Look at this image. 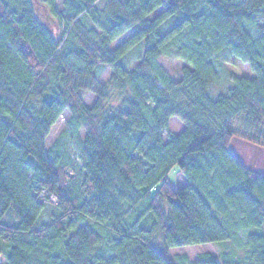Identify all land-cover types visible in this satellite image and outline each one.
<instances>
[{
  "label": "trees",
  "instance_id": "trees-1",
  "mask_svg": "<svg viewBox=\"0 0 264 264\" xmlns=\"http://www.w3.org/2000/svg\"><path fill=\"white\" fill-rule=\"evenodd\" d=\"M56 2L0 0L3 264H185L170 251L205 244L221 250L191 264H264V175L229 147L264 146V0ZM164 56L185 63L181 80ZM223 72L230 88L212 97ZM66 111L70 129L48 151ZM171 118L185 129L171 133Z\"/></svg>",
  "mask_w": 264,
  "mask_h": 264
},
{
  "label": "rangeland",
  "instance_id": "rangeland-1",
  "mask_svg": "<svg viewBox=\"0 0 264 264\" xmlns=\"http://www.w3.org/2000/svg\"><path fill=\"white\" fill-rule=\"evenodd\" d=\"M11 4H16L17 0H7ZM126 1V0H124ZM57 8L59 12L64 11V5H63V0H57L56 2ZM99 6L102 7V3H99ZM164 8L159 9L158 12L153 16L156 17L160 14H162ZM89 27H93L92 25L88 24ZM140 27H135L132 28L130 31L126 32L123 36H121L120 39H118L116 42L112 44V48H116L118 46H121L122 43H124L127 39H129L131 36L134 35V33L139 30ZM143 46H140V48L136 49L133 51L132 57L130 60L128 59L127 61V66L129 69H132L135 67V65L138 63L137 58L135 57L136 53L142 52ZM158 62L160 65H162L164 68L167 69L170 75H172L173 79L176 81L181 80L182 78V69L186 66L185 63L178 59H172L171 57H162L158 59ZM218 66L222 68V65L218 63ZM99 78L101 84H109L112 79V74H111V69L107 66L100 65L99 66ZM230 83L228 81V75L226 72H223L221 81L219 82V85L216 87H213L210 89V94H212V97H217L219 93H226L227 90L230 88ZM114 90V89H113ZM110 97V100L108 101V105L110 107L116 106L120 103L121 98L117 94V91H113ZM83 98L85 100L86 105L89 108H92V106L96 103L97 95L93 92H84L82 93ZM72 121V113L69 111H66L58 121V123L52 128L51 130V135L47 139L46 144H47V150L50 151L51 148L54 146V143L56 140L61 138V136L65 135L66 131H69L70 125ZM169 131L173 134H178L182 132L185 127L182 121L179 118H171L169 122ZM165 142L168 143L169 139L167 137V134H164ZM237 140V138H235ZM252 146V145H250ZM254 148L251 147H241V146H236L233 144L231 147V150L235 153V155L240 158L241 160H245L247 157H249L250 161L247 162L250 167L256 168L260 174L264 175V146L262 145H254ZM70 154H72V157L75 160V167L73 169H70L73 171L74 175L76 172H79L82 167V158H81V153L79 152L78 149V144L75 142H72L71 148H70ZM179 170H174L171 174V181L177 186V188H181L182 186L187 184V181H185L184 175L180 172ZM47 212L40 218L41 223H50L51 222V215L54 213L56 210L52 206L47 207ZM221 246L219 245H214V244H205V245H194V246H189V247H184V248H175L172 251H170L171 258L175 256H182L185 257L186 260L184 261L185 264H191L195 263V261H198L199 258L201 257L202 254L205 253H211V254H217V252L220 249Z\"/></svg>",
  "mask_w": 264,
  "mask_h": 264
},
{
  "label": "crops",
  "instance_id": "crops-1",
  "mask_svg": "<svg viewBox=\"0 0 264 264\" xmlns=\"http://www.w3.org/2000/svg\"><path fill=\"white\" fill-rule=\"evenodd\" d=\"M235 138H237V140H235ZM233 144H235L236 146H241V147H251V148H254L255 146L254 145H257V144H253V143H251L250 141H247L246 139H242V138H239V137H234L233 139H232V142L230 143V145H229V147H230V150H231V147L233 146ZM250 145H252V146H250ZM231 152L232 153H234L232 150H231ZM234 155H235V153H234ZM236 156V155H235ZM237 157V156H236ZM239 160H240V162L243 164V165H245L246 167H248V168H250V169H252V170H254V171H257V172H259L256 168H254V167H250V165H248L247 164V162H249L250 161V159H249V157H247L245 160H241L240 158H238ZM260 173V172H259ZM4 263V257L2 256V255H0V264H3Z\"/></svg>",
  "mask_w": 264,
  "mask_h": 264
}]
</instances>
